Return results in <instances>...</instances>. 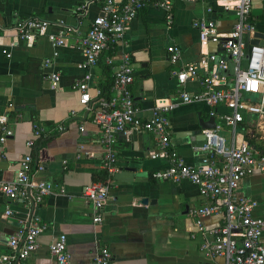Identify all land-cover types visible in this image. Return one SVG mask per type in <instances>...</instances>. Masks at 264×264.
I'll use <instances>...</instances> for the list:
<instances>
[{
    "label": "crops",
    "instance_id": "crops-1",
    "mask_svg": "<svg viewBox=\"0 0 264 264\" xmlns=\"http://www.w3.org/2000/svg\"><path fill=\"white\" fill-rule=\"evenodd\" d=\"M78 4V0H0V136L3 128L11 132L0 146V183L12 182L18 160L30 154L32 167H43L34 172L33 179L59 183L63 188L62 195L47 196L33 206L21 198L8 200L0 193V255L6 253L5 243L19 222L31 215L47 227L36 237L37 249L20 264H52L48 246L57 234L66 237L70 264H96L93 258L101 248L110 255L106 264H223L221 258H211L200 249L211 237L199 234L188 215L189 209L206 200L187 181L173 184L154 178L166 163L149 158L157 148L146 133L114 136L116 170L111 177L106 175L107 198L99 211L102 222L92 224L93 211L82 198V190L96 183L103 172L99 129L84 118L75 82L82 61L77 40L98 9L91 6L85 16H78ZM172 10L169 28L160 10L146 7L125 33L134 73L130 92L141 118L150 115L153 105L176 100L174 70L195 64L205 52L216 51L213 45L200 42L190 26L194 19L211 18L201 5L175 1ZM26 17L46 20L45 33L29 40L20 38L17 25ZM252 18L259 22L256 26L264 25V3L259 0L253 1ZM217 28L222 31L226 24L220 22ZM59 33L67 38L66 44L54 48L46 34ZM169 45L180 49L175 65L167 61L165 48ZM47 59L52 65H43ZM50 72L59 76L54 88L48 79ZM90 72V86L106 92L109 71L98 63ZM182 88L189 93L198 89L190 82ZM168 117L171 149L187 166L198 167L204 155L195 148L201 143L199 124L208 120L205 106L179 104ZM34 124L43 131L39 138H33ZM220 134L229 138L226 129ZM28 140L34 143L31 148L25 145ZM263 144V137H255L252 146L260 149ZM79 146L83 149L76 159ZM239 191L255 201L253 216L264 221V172L244 177ZM7 210L11 215L4 216ZM218 222L219 216L207 218L204 227L210 229ZM261 237L264 243V230Z\"/></svg>",
    "mask_w": 264,
    "mask_h": 264
},
{
    "label": "built area",
    "instance_id": "built-area-1",
    "mask_svg": "<svg viewBox=\"0 0 264 264\" xmlns=\"http://www.w3.org/2000/svg\"><path fill=\"white\" fill-rule=\"evenodd\" d=\"M78 16H85L88 8L97 6L98 13L88 23L84 34L77 40L81 63V75L75 82L79 93L78 105L84 118L99 129L98 144L101 147L100 170L111 177L116 170V158L112 149L114 136L127 132H142L150 135L157 151L150 159L160 158L166 167L154 174V178L178 184L189 182L197 196L206 204L192 207L188 215L195 229L202 236L209 235L211 241L204 242L200 249L211 258H221L223 264H264V243L262 232L264 221L253 216L256 203L239 191L241 180L254 173L264 172V155L253 149L244 138H264V39L256 29L258 21L252 18L254 0H78ZM201 5L211 18H197L191 22V29L198 34L200 42L213 45L215 52L201 54L195 64H184L172 72L176 82V100L153 105L150 115L141 118L133 103L130 86L133 82V67L125 33L131 22L146 7L158 9L163 14L166 28L173 23V2ZM264 3V0H259ZM226 28L219 30L218 23ZM48 22L37 17L19 20L17 31L20 38L29 40L34 34H44ZM54 48L66 44L64 35L46 34ZM262 41V45L250 44ZM167 61L175 65L180 49L175 45L165 48ZM8 58L9 55H6ZM53 60V59H52ZM98 63L109 71L106 92L95 85L90 86L91 72ZM49 59L44 66H50ZM52 65V64H51ZM58 74L48 75L52 88L57 86ZM194 83L197 91L186 92L182 87ZM93 93L89 92V89ZM202 104L206 116L214 119L212 129L203 130V140L195 149L204 157L198 167L187 166L171 149L169 138V114L179 104ZM74 115V112H71ZM221 129L229 132L226 139ZM237 129L241 133H237ZM260 132H258V130ZM61 127L57 129L58 132ZM33 138H39L43 131L32 126ZM261 134V135H260ZM10 130H2L0 146ZM240 138V142H237ZM34 143L26 142L31 148ZM264 146V144H263ZM83 147L77 148L75 158ZM87 155V153H86ZM30 154L18 160L14 180L0 183V193L8 200L21 198L30 206L39 204L50 195H62L61 184L33 179L34 172L43 167H32ZM62 164H66L63 161ZM108 186L93 183L82 190V198L90 204L93 214L91 222L100 225L99 211L107 198ZM11 215L5 211L4 216ZM219 216L217 225L206 229L204 220ZM36 217L28 216L19 222L15 231L5 243V254L0 255V264H20L37 249L36 237L46 229ZM52 264H70L66 250V237L57 234L48 246ZM110 255L101 248L93 258L96 264H106Z\"/></svg>",
    "mask_w": 264,
    "mask_h": 264
},
{
    "label": "water",
    "instance_id": "water-1",
    "mask_svg": "<svg viewBox=\"0 0 264 264\" xmlns=\"http://www.w3.org/2000/svg\"><path fill=\"white\" fill-rule=\"evenodd\" d=\"M258 38L264 39L263 35H257ZM262 41H257V40H253L250 42V44L253 45H262ZM214 119L213 118H208V120L206 122H200L199 127L201 129V131L203 130H208V129H212L214 127ZM199 138L200 141L203 140V134L200 133L199 136H197ZM253 149H257V147L253 146ZM259 153L264 155V146H262V148L259 149ZM143 203L145 202V200L142 201Z\"/></svg>",
    "mask_w": 264,
    "mask_h": 264
},
{
    "label": "trees",
    "instance_id": "trees-1",
    "mask_svg": "<svg viewBox=\"0 0 264 264\" xmlns=\"http://www.w3.org/2000/svg\"><path fill=\"white\" fill-rule=\"evenodd\" d=\"M244 138L246 139V141H247L249 144L252 145L253 142L251 141L250 138H248L247 135H245ZM96 182H100V183L103 184V185H108V181H107V178H106V173H105V172H102L100 178H98V179L96 180Z\"/></svg>",
    "mask_w": 264,
    "mask_h": 264
},
{
    "label": "rangeland",
    "instance_id": "rangeland-1",
    "mask_svg": "<svg viewBox=\"0 0 264 264\" xmlns=\"http://www.w3.org/2000/svg\"><path fill=\"white\" fill-rule=\"evenodd\" d=\"M256 29L257 30H259V31H263L264 32V25H258V26H256ZM263 113H264V106H263ZM258 130V129H257ZM237 133H241V131L239 130V129H237V131H236ZM258 132H260V130H258ZM224 135V134H223ZM261 135V134H260ZM225 136V135H224ZM226 137V136H225ZM256 137V136H255ZM255 137L254 138H250L251 139V141L253 142V140L255 139ZM257 138V137H256Z\"/></svg>",
    "mask_w": 264,
    "mask_h": 264
}]
</instances>
